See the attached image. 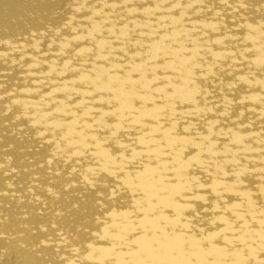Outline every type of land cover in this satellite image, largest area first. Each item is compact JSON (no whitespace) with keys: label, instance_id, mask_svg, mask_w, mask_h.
<instances>
[{"label":"bare ground","instance_id":"6f19581e","mask_svg":"<svg viewBox=\"0 0 264 264\" xmlns=\"http://www.w3.org/2000/svg\"><path fill=\"white\" fill-rule=\"evenodd\" d=\"M0 264H264V0H0Z\"/></svg>","mask_w":264,"mask_h":264}]
</instances>
